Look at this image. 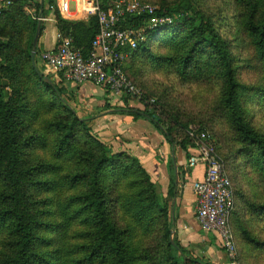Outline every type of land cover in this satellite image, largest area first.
<instances>
[{
	"label": "trees",
	"instance_id": "obj_1",
	"mask_svg": "<svg viewBox=\"0 0 264 264\" xmlns=\"http://www.w3.org/2000/svg\"><path fill=\"white\" fill-rule=\"evenodd\" d=\"M236 1L244 10L243 26L264 59V0ZM48 2L56 31L69 32L74 47L86 53L97 33V17L63 19L55 0ZM26 4L12 0L0 9V78L6 82L0 86V264H203L175 238V245L169 241L168 204L158 199L139 159L99 139L65 102L62 88L38 74L30 58L38 21L26 13ZM161 9L172 22L147 32L130 57L151 56L156 42L177 52L173 60L182 77L217 70L222 81L218 108L240 145L234 154L264 177V134L248 120L220 32L200 11L198 0H179ZM141 24L132 18L125 23ZM41 51L38 46L35 61H41ZM256 94L264 96V89ZM121 98L124 104L112 112L148 119L170 142L179 138L181 147L192 145L188 123L159 100L152 105L141 100L142 108H136L128 104L129 96ZM33 150L43 155L34 158ZM41 190L44 194L37 196ZM240 198L241 211L233 209L230 217L235 241L244 253L259 250L264 241L241 214L261 215L264 204ZM157 229V242L146 244Z\"/></svg>",
	"mask_w": 264,
	"mask_h": 264
},
{
	"label": "rangeland",
	"instance_id": "obj_2",
	"mask_svg": "<svg viewBox=\"0 0 264 264\" xmlns=\"http://www.w3.org/2000/svg\"><path fill=\"white\" fill-rule=\"evenodd\" d=\"M150 3L158 13H165L161 9L179 0H140ZM200 11L208 17L223 37L232 58V66L237 81L241 86V100L246 109L251 126L264 134V96L253 95L254 91L264 89V59L254 45L252 37L243 26V8L236 0H198ZM71 9H74L71 4ZM50 36V35H49ZM39 35L37 46L39 45ZM52 38V35H51ZM4 39L0 38V42ZM151 56L130 57L122 61L121 67L125 74L139 90L138 96H129V100L152 105L156 100L163 104L167 112L177 115L178 119L188 123L189 135L194 145V137L201 131H208L214 150L232 182L234 192L235 211H241L243 199L258 204H264V177L252 170L243 158L234 154L240 145L233 140V131L224 120L218 108V100L222 88V81L216 75L217 70L210 68L200 75L182 77L173 58L176 51L159 47L154 42L150 48ZM169 57V61H168ZM53 85L61 87V95L77 113L79 117L89 116L90 106L76 100L74 92L67 93L61 83L51 79ZM6 82L0 78V86ZM251 95L253 96L250 99ZM74 104V105H73ZM95 114V113H94ZM164 118V117H163ZM166 121L169 119L164 118ZM93 119L87 118L86 123L91 127ZM201 128V130H198ZM34 158L41 157L40 151H32ZM44 194L39 191L37 196ZM233 213V214H234ZM253 234L264 241V213L257 216L241 214ZM233 218V216H232ZM57 220V219H56ZM55 221V219H53ZM160 231L157 229L145 238V243L154 245ZM174 239V237H173ZM239 264H264V246L259 250L250 249L245 253L238 243Z\"/></svg>",
	"mask_w": 264,
	"mask_h": 264
},
{
	"label": "built area",
	"instance_id": "obj_3",
	"mask_svg": "<svg viewBox=\"0 0 264 264\" xmlns=\"http://www.w3.org/2000/svg\"><path fill=\"white\" fill-rule=\"evenodd\" d=\"M56 9L63 19L74 12L97 17V33L90 49L83 53L73 45L69 32L55 33L56 46L43 50L40 60L44 75L58 83L91 82L115 96H138L139 90L125 74L122 61L145 41L147 32L158 31L172 22L167 14L140 0H55ZM73 4L74 9H71ZM141 19L139 27L126 26L128 19ZM38 22L46 20L35 15ZM193 153L188 164L204 165L202 179L192 185L196 196V218L204 230L215 231L226 255L225 264H239L238 248L230 224L234 209V192L230 178L220 162L208 131L194 137Z\"/></svg>",
	"mask_w": 264,
	"mask_h": 264
},
{
	"label": "crops",
	"instance_id": "obj_4",
	"mask_svg": "<svg viewBox=\"0 0 264 264\" xmlns=\"http://www.w3.org/2000/svg\"><path fill=\"white\" fill-rule=\"evenodd\" d=\"M11 1L0 0V9ZM25 11L32 19L35 15L46 19L42 21L40 49L43 51L55 48L56 19L54 8L49 5L48 0H27ZM73 14L75 16L68 20L88 18L79 12ZM61 85L67 93L76 94L78 105L84 101L90 106L89 116L82 118L93 119L92 132L99 139L113 150L128 151L139 159L155 184L158 199L167 202L172 220L171 231L178 243L186 249L188 256L197 258L203 264H225L227 258L219 235L215 231L204 230L196 218V196L192 185L202 179L204 165L188 164L193 153L191 145L181 147L179 138L170 142L162 130L148 119L112 112L114 106L124 104L122 96H115L88 81L64 82ZM128 104L142 108L141 103L135 100H128Z\"/></svg>",
	"mask_w": 264,
	"mask_h": 264
},
{
	"label": "water",
	"instance_id": "obj_5",
	"mask_svg": "<svg viewBox=\"0 0 264 264\" xmlns=\"http://www.w3.org/2000/svg\"><path fill=\"white\" fill-rule=\"evenodd\" d=\"M39 35H40V22H37L35 35H34V38H33V41H32V48H31V51H30V58L32 60L33 66L35 67V69L38 72V74L43 78V80L46 83H49V84L53 85L51 79L48 76L44 75V72L42 71L43 63L41 61H35V58H34ZM173 237H174V234L171 231L170 235H169V241L171 242V244L175 245Z\"/></svg>",
	"mask_w": 264,
	"mask_h": 264
},
{
	"label": "bare ground",
	"instance_id": "obj_6",
	"mask_svg": "<svg viewBox=\"0 0 264 264\" xmlns=\"http://www.w3.org/2000/svg\"><path fill=\"white\" fill-rule=\"evenodd\" d=\"M79 15V14H78Z\"/></svg>",
	"mask_w": 264,
	"mask_h": 264
}]
</instances>
